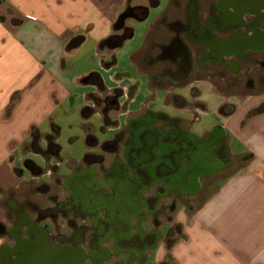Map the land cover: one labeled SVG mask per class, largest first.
I'll list each match as a JSON object with an SVG mask.
<instances>
[{"label":"crops","instance_id":"obj_1","mask_svg":"<svg viewBox=\"0 0 264 264\" xmlns=\"http://www.w3.org/2000/svg\"><path fill=\"white\" fill-rule=\"evenodd\" d=\"M158 4L0 0V264L30 256L32 224L58 264H264V89L222 93L210 75L178 84L183 77L154 57L171 35L168 25L155 29L171 21L166 9L150 17ZM135 5L146 9L140 19L119 24ZM133 21L142 22L138 32ZM125 28L126 37L114 40ZM136 39L128 58L141 82L125 98L103 72L119 61L114 48ZM81 61L86 68L70 74ZM81 87L77 107L106 117L113 135L97 139L86 127V148L99 149L64 156L52 114ZM215 130L222 159L214 156L219 140L208 142ZM158 153L164 162L154 161ZM84 168L95 182L104 179L98 186L109 196L113 179L136 175L140 215L112 226L106 211L86 212L69 189Z\"/></svg>","mask_w":264,"mask_h":264},{"label":"rangeland","instance_id":"obj_2","mask_svg":"<svg viewBox=\"0 0 264 264\" xmlns=\"http://www.w3.org/2000/svg\"><path fill=\"white\" fill-rule=\"evenodd\" d=\"M184 1L178 0V4L175 5V3L171 2L169 4L168 0H159V4L156 7L149 9L150 17L166 9L165 12L169 16V19L171 18L172 20L174 17H179L183 20L184 13L182 5ZM206 1L198 0L201 11L206 8ZM166 21L168 20H163L160 24H156L155 29L163 30L166 28L165 26L168 25ZM132 24L134 31L137 32L142 27V22L139 21H133ZM137 40L129 42L119 49L114 48L115 57L119 61L116 64H113L114 62L111 64L112 59L108 58L107 62L110 63L111 67H105L106 69L104 68L105 71L103 72L106 85L122 88L125 98L130 85L132 86L141 82L140 75L131 65V60L128 58V52L135 46ZM251 57L253 58L249 62L250 66H246L245 62L241 59L236 60L238 65L236 75H231L228 68L218 67L212 64L206 65L204 75H210L216 87L222 93L237 94L240 92L243 95L256 90H262L264 89V64L260 61L264 60V53H252ZM192 63L194 64L195 61ZM85 68V63L81 61L74 67L70 74ZM248 79H251L250 84L247 83ZM190 83V85H194L192 79ZM82 86L89 90L92 88L91 85ZM84 88L81 87L79 91L77 90L76 94H73L72 99L70 98L64 104L60 105L55 114H52L53 120L60 126L58 142L62 146L61 152L64 156L67 154L79 156L83 153L84 149L90 151H97L99 149L96 146L86 148V127L91 128L93 136L97 139H104L113 135V128L106 117L97 115L92 112L91 108L83 110L77 107V104L82 102L80 101L81 99L77 98V93L82 92ZM203 119H206L205 115ZM145 129L148 132L150 131L149 124H146ZM150 139L151 136L148 134L146 140L149 141ZM136 140L134 136V141L136 142ZM209 153H211V150H209ZM143 156L147 160L149 152H145ZM153 159L155 162H164L162 153L154 154ZM112 171L113 174H120L118 164L115 161L112 163ZM73 177L76 179V184L72 185L69 189L74 193L75 200L81 202L86 212L94 213L98 209H101L103 212L106 211L107 218L112 226H126L128 215H140L141 210L139 207L141 198L137 195L136 184L138 178L136 175L128 177L123 174L122 179H113V195L111 196L100 190L98 185L103 186L105 181L102 178L98 182H95V175L91 169H79L73 173ZM67 184L70 185L69 181L65 183L66 186Z\"/></svg>","mask_w":264,"mask_h":264},{"label":"flooded vegetation","instance_id":"obj_3","mask_svg":"<svg viewBox=\"0 0 264 264\" xmlns=\"http://www.w3.org/2000/svg\"><path fill=\"white\" fill-rule=\"evenodd\" d=\"M206 3V8L201 11L198 0H189L183 9V20L182 18L175 17L168 22L171 32L169 43H161L156 48V56L154 55V57L159 60L157 62L164 63L163 68L170 69L177 77H183L178 84H190L193 77L194 79H201L202 76H205L206 65L209 64L228 68L231 75H236L237 59H241L245 62L246 66H250L249 62L253 58L251 57L252 53H264V49H256L253 44L249 45L246 49H240L241 45L237 43L238 40L233 41V37L237 35L259 36L260 34H264V7L258 12H252L253 8L251 4L244 6V13L240 17H237L238 2L236 1L207 0ZM240 10L242 9L240 8ZM145 11L146 9L142 6L135 5L128 7L122 14V17H120L119 24L126 17L139 18ZM128 32H130V29L125 28L122 34L113 36V39L121 41L126 37ZM231 39L233 41L232 45L223 46L220 43ZM155 58L152 57L151 59ZM193 61H195L194 64L192 63ZM260 62L264 64V60ZM247 83L250 84L251 79H248ZM118 92L122 93L119 89ZM217 139L219 140V145L216 152H214V156L216 159H222L225 153L219 131H216L213 136L211 134L208 142L212 143ZM215 165L220 166L221 164L217 162ZM37 220H39V216H37ZM68 224L73 225V221L69 220ZM32 227L31 234L34 239L28 246L30 248V256L27 260L38 259V255H40L42 257L39 264H58L59 261L55 257L50 258L49 255H46L48 253L41 252V250H44L41 240L45 236L41 234L40 229H34L33 224ZM38 231H40V234H38ZM80 231L82 233L86 232L87 226L82 224ZM92 233L94 237L96 234H101L102 239L107 238L105 230H100L99 232L96 230L95 233L92 230ZM37 240L39 241L37 242ZM38 248H40L41 254H38ZM19 260L20 258L14 264ZM95 261L97 264H103V260L95 259Z\"/></svg>","mask_w":264,"mask_h":264},{"label":"water","instance_id":"obj_4","mask_svg":"<svg viewBox=\"0 0 264 264\" xmlns=\"http://www.w3.org/2000/svg\"><path fill=\"white\" fill-rule=\"evenodd\" d=\"M238 2L237 6V17H240L244 11H243V7L244 6H248L251 4V7L253 8L251 11L252 12H258L260 9H262L264 7V0H233ZM240 8L242 10H240ZM140 19V18H137ZM233 41L238 40L237 43H239L241 45L238 46L240 47V49H246L247 47H249V45L253 44L254 48L256 49H264V34L263 35H259V36H250L247 34H242V35H237L233 37ZM232 39L228 40V41H222L220 42L223 46H227V45H232ZM38 254H41V252L43 253L44 250H41L40 252V248L37 249ZM46 253H48V251H46ZM48 255V254H46ZM41 257L40 255H38V259H33V260H27L26 258L21 257L20 260L16 263V264H39L41 261Z\"/></svg>","mask_w":264,"mask_h":264},{"label":"trees","instance_id":"obj_5","mask_svg":"<svg viewBox=\"0 0 264 264\" xmlns=\"http://www.w3.org/2000/svg\"><path fill=\"white\" fill-rule=\"evenodd\" d=\"M53 138H54V135H49V136H47L48 144H54V142H53Z\"/></svg>","mask_w":264,"mask_h":264}]
</instances>
